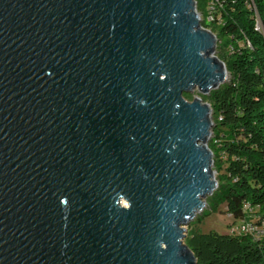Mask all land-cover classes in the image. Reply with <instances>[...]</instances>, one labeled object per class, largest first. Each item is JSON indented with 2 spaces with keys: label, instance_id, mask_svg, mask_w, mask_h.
Instances as JSON below:
<instances>
[{
  "label": "water",
  "instance_id": "1",
  "mask_svg": "<svg viewBox=\"0 0 264 264\" xmlns=\"http://www.w3.org/2000/svg\"><path fill=\"white\" fill-rule=\"evenodd\" d=\"M216 46L197 0H0V264L196 263Z\"/></svg>",
  "mask_w": 264,
  "mask_h": 264
},
{
  "label": "trees",
  "instance_id": "2",
  "mask_svg": "<svg viewBox=\"0 0 264 264\" xmlns=\"http://www.w3.org/2000/svg\"><path fill=\"white\" fill-rule=\"evenodd\" d=\"M197 8L202 25L220 41L218 56L230 72L225 82L201 94L213 108L209 146L218 180L207 197L208 212L222 205L234 223L259 220L264 217V0H197ZM185 243L195 264H264V237L191 228Z\"/></svg>",
  "mask_w": 264,
  "mask_h": 264
},
{
  "label": "rangeland",
  "instance_id": "3",
  "mask_svg": "<svg viewBox=\"0 0 264 264\" xmlns=\"http://www.w3.org/2000/svg\"><path fill=\"white\" fill-rule=\"evenodd\" d=\"M201 20H202V14L200 13ZM219 40H217V46L219 44ZM216 46V49H217ZM216 53L218 55V52L216 50ZM226 64V63H225ZM227 67V66H226ZM228 69V68H227ZM228 78L230 77V72H227ZM199 91L195 89L193 91V95H199ZM217 175V172L215 173ZM224 207L221 205L218 207L217 211H213L209 213L208 204L206 202V205L202 212H199L191 221H189L185 227H186V233L189 232L191 228H197L200 232H210L215 231L219 233H228L229 227L234 223L233 218L226 212H224Z\"/></svg>",
  "mask_w": 264,
  "mask_h": 264
},
{
  "label": "built area",
  "instance_id": "4",
  "mask_svg": "<svg viewBox=\"0 0 264 264\" xmlns=\"http://www.w3.org/2000/svg\"><path fill=\"white\" fill-rule=\"evenodd\" d=\"M248 207V205H247ZM229 233H247L255 238L264 237V217L256 219H241L229 227Z\"/></svg>",
  "mask_w": 264,
  "mask_h": 264
},
{
  "label": "bare ground",
  "instance_id": "5",
  "mask_svg": "<svg viewBox=\"0 0 264 264\" xmlns=\"http://www.w3.org/2000/svg\"><path fill=\"white\" fill-rule=\"evenodd\" d=\"M228 72V71H227ZM228 76V75H227ZM196 89V88H195ZM200 95V94H199Z\"/></svg>",
  "mask_w": 264,
  "mask_h": 264
}]
</instances>
